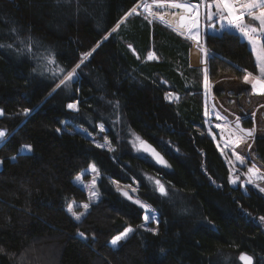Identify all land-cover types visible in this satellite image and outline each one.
Returning a JSON list of instances; mask_svg holds the SVG:
<instances>
[{
  "label": "trees",
  "instance_id": "trees-1",
  "mask_svg": "<svg viewBox=\"0 0 264 264\" xmlns=\"http://www.w3.org/2000/svg\"><path fill=\"white\" fill-rule=\"evenodd\" d=\"M129 4L0 0V130L7 134L0 143V264H242L241 254L264 264V194L230 183L205 125V71L190 66L191 41L140 13L113 31ZM203 35L212 54L208 82L221 73L257 74L238 34ZM196 54L190 50L191 60ZM44 55L63 75L46 70ZM77 64L73 79L60 84ZM63 123L91 134L102 124L113 150ZM133 135L168 167L139 155ZM253 154L264 166V135ZM90 164L101 174L100 198L76 221L67 207L85 202L86 193L73 180ZM112 180L138 183L139 198L158 214L157 234L138 226L142 208ZM127 227L135 231L113 248L110 240Z\"/></svg>",
  "mask_w": 264,
  "mask_h": 264
},
{
  "label": "snow or ice",
  "instance_id": "snow-or-ice-1",
  "mask_svg": "<svg viewBox=\"0 0 264 264\" xmlns=\"http://www.w3.org/2000/svg\"><path fill=\"white\" fill-rule=\"evenodd\" d=\"M203 4L205 8V15L208 21H212L214 18H218L221 23V29L224 27H228L230 29L238 32L243 38H245L248 44L251 47V51L256 59V67L258 69V74H253L252 72H247L243 77V82L245 84L251 85L252 92L254 94H264V0H201V3H179L176 0H153V4H147L146 2L143 4L144 10L153 17H158L161 21H164V15L153 11V6L157 9L163 8H171V9H183L185 15L179 17L180 23L175 30L179 31L181 35L184 34V30H186L189 34V38L196 40L199 43V11L198 9ZM141 7L138 4L136 7H133L127 15H132L137 12V8ZM245 17L249 20L258 22V26H254L253 24H249L245 22ZM213 26V25H209ZM119 27V24H117ZM115 31V29H113ZM2 46V45H0ZM11 47V45H9ZM95 51V49H93ZM91 55V52L85 53L82 56L81 63L84 62L88 56ZM149 59H154V55L150 54ZM49 62H54L49 58ZM80 67V64H77L75 68H73L63 80L60 81V84H66L68 81H71L76 74V69ZM204 86L205 89L209 88L208 85V77L207 70L205 69V77H204ZM58 85L57 87H59ZM171 94L166 97L170 98ZM69 109H76L77 105L70 103L67 105ZM29 109H24V115H28ZM207 115V112L205 113ZM2 115V112H0ZM253 113V117H254ZM217 119H222L219 113H216ZM216 127L221 128L223 131L222 125H217ZM101 131L104 130V126L100 125ZM59 132L60 129H57ZM255 128L245 129L241 127L240 118L237 117L234 123V129L232 130V136L234 139L230 142L231 145L238 146L241 142H247L249 139L254 138ZM6 132L4 130H0V140H4L6 138ZM136 142L139 144L138 150H143L144 152L150 153L158 162L166 163L163 160V157L157 152L151 145L147 144L144 140H142L139 136H135L134 147L137 146ZM219 147V145H217ZM229 144L226 143V147ZM96 147L102 148L104 145L97 144ZM110 151L112 149H109ZM22 151H31V145H25ZM233 156H235L236 160L241 163L245 162V157L240 155L239 153L233 151ZM14 158V157H13ZM91 171L99 176V172L96 169L95 165L91 166ZM259 169L253 165L248 169V173L252 176L259 175ZM264 178V177H262ZM238 179V178H237ZM77 182L82 183V176L76 177ZM231 183L235 184L236 179L231 180ZM248 183H253L251 179H249ZM155 184L157 186V190L163 196H167V190L165 186L159 181L156 180ZM96 178L94 177L91 185H86L85 187L88 189V197L89 201H95L98 199V191L95 187ZM259 187V186H258ZM118 190H120L118 188ZM259 190L264 192V187H260ZM133 191H135L133 189ZM125 196H128L129 199H132L131 196L128 195V192H124ZM134 203L138 204L141 208L146 210V214L144 216L145 222L155 219V216L151 215L148 211V205L142 203L139 199L135 200ZM82 208L84 211L78 212L74 209ZM90 207V203H82L80 205H76L75 202L71 203L67 207V211L72 215V217L80 221L81 218L87 214V211ZM261 221H264V217H260ZM135 230L131 227L126 228L122 233L117 235L111 240V244L116 246L119 241L128 238L130 233H133ZM145 231L152 232L153 234H157V229L155 228H145ZM82 238H86L83 232L79 233ZM240 260L243 264H253V258L248 256L247 254H241Z\"/></svg>",
  "mask_w": 264,
  "mask_h": 264
},
{
  "label": "rangeland",
  "instance_id": "rangeland-1",
  "mask_svg": "<svg viewBox=\"0 0 264 264\" xmlns=\"http://www.w3.org/2000/svg\"><path fill=\"white\" fill-rule=\"evenodd\" d=\"M145 2L147 4H153V0H130V4H129L130 7L127 9V12H124L123 11V13H121V15L119 17L118 24L120 22H122L124 20V18H126L127 16H129V15H127V13H129L130 10L133 7H136L138 4H140L141 7L137 8V12L136 13H133V14L140 13V14L144 15L145 17H147L149 20H151V21H157V22H159V23H161V24H163V25H165V26L173 29L174 31H176L177 33L180 34L179 31L175 30L177 27L174 26V25H172L173 18L171 19L172 23H170V22L166 21V19L168 18V16H164V18H165L164 21H161L158 17H153V16L149 15L143 9L144 8L143 7V4ZM182 3H197V2H182ZM198 3H201V0H199ZM198 11H199V43H197L196 40L190 39L189 38V34H188L187 31L186 32L184 31V34L182 36H184L185 38H187L188 40L191 41V47L189 49V55H190V50L191 49L197 50V54L195 55V57L192 60H190L191 58H189L190 63H194V61L197 59L198 54L200 53V61H201V63H203V64L204 63L205 64L207 63V66L204 67L202 65V66H198V67H202L203 70L205 71V69H207V67L209 66V63H210V60H211V58H209V60H208V57L209 56H212V54L210 52L209 47H207L206 44H205V42H204V35H203L204 32L208 33L209 35H210V33L211 34H214V35H217V34H220L223 30H226V31H230V32H234V33L238 34L241 37V39L243 37L238 32H236L235 30L230 29L228 27H224L223 29H221V23H222V21H220L218 18H214L212 21H208L206 19L205 8H204L203 4H201V7L198 9ZM245 22L246 23H249V24H253L254 26H258V22L251 21L247 17H245ZM209 25H213V26H209ZM116 28H117V26H115L114 29H116ZM243 40H246V39L243 38ZM253 56H254V54H253ZM49 58H51L49 55H44V56H42V59H41V62L43 64L45 63L44 66H47V68L45 67L46 70L50 71V73H52L53 75H63L62 74V70H60L59 68H56L54 66L53 62H51V63L49 62ZM254 58H255V56H254ZM51 60H52V58H51ZM225 74L233 76L230 73H225ZM257 74H258V72H257ZM66 75L67 74H65L62 77V80L64 79V77ZM233 77H235V76H233ZM238 80H240V82H243V78L242 79H238ZM213 82L214 81L208 82V83L211 85V83H213ZM249 86H250V88H247V89H243V90L235 89V90H229L228 92H226L225 89H223V88H218V90H214L211 93H209L208 96H211V97L212 96H215L217 98V96H222V95H225L227 93L230 96V100L234 101V99H235L234 97L236 95L237 96H240L241 94H244L246 96L247 100H248V96H249L250 92H252L251 85H249ZM208 101L209 100H207V96L205 94V86H204V104H205V110H204V112L205 113L207 112V115L205 114V125H206L207 132H208L209 136L214 140L216 146L219 145V147L217 146V149L219 150V152L221 153V155L226 160V163H227L228 168H229L230 183H231V180L236 179V183L235 184L239 183L241 185H249V186H252V187L256 188L257 190H259L260 187H264V178H262V177H264V166L255 158V156L253 154V148H254V140H255V138L249 139V140H247V142H241V143H239L238 146L231 145L230 142L233 139L229 140L227 136L225 138L223 136L222 132L220 130H218L220 128L214 126V123H219V121L217 120L216 116L213 119H210L211 117H209L207 119V117L209 115H212V113L214 111L212 104L208 106ZM207 106H208V108H207ZM247 121H249V124H248L249 127L253 125L252 119H249V118H245V120L243 119L242 121H240V124H242L243 127H246L247 128V124H245V123H248ZM100 125H102V124H98V126H97V132L95 134H91L88 131H86L83 127L76 126V125H70V124H67V123H63L64 129L68 130L69 132L81 133L86 138H88L89 140H91L95 145L101 144V145H104V147H102L103 149H105L107 151H110L109 149H112L113 150L112 146L110 145L109 140L106 137V131H107V129L104 127V130L101 131ZM215 125H217V124H215ZM257 127L259 129L258 135L260 136V134H264V124L260 123V125L257 126ZM232 130L233 129H230L228 132H230V131L232 132ZM135 136L136 135H133L132 136V145H134ZM1 142H2V140H0V143ZM226 143L229 144L228 147H226ZM136 145L137 146H135V147L133 146V148H134V150L139 155L149 157L157 165H160V166L165 167V168L168 167L167 163H160V162H158L150 153L144 152L143 150H138V148H139L138 142H136ZM233 151H235V152L239 153L240 155L244 156L245 157V162L244 163H241L240 161L236 160L235 156L232 155ZM92 165L93 164H90L87 168L83 169L77 175V176H82V183L81 182H77V180H76V177L77 176L73 180V182L76 185H78L86 193V201L85 202H75V201H73V202H75L76 205H80L82 203H90V205H91L93 203H96L99 200V198H100V194H99V191H98V182L100 180L101 174L99 173V176L97 177L96 174L91 171V166ZM253 165H255V167L260 170L259 171V175L252 176L250 173H248V169L250 167H252ZM94 177L96 178V185H95V187H96V189L98 191V199L95 200V201H91L90 202L89 201V197H88V189L85 186L86 185L90 186L91 185V182H92V180H93ZM249 179H251L253 181V183H248ZM151 181H152L153 186L154 187H157L156 184H155V181L156 180L155 179L154 180L151 179ZM112 184H113L114 188L120 193V195L124 199H126V200H128V201H130L132 203H134L135 200L139 199L142 203L148 205L141 198H139V196L137 194V190H138V186L139 185H138V183L136 181H133V182L127 183V184H123V183H119V182H117L115 180H112ZM235 184L231 183V185H235ZM118 188L120 190H118ZM133 189L135 191H133ZM124 192H128V195L131 196L132 199H129L128 196H125L124 195ZM262 193L264 194V192H262ZM73 202H71V203H73ZM134 204H136V203H134ZM136 205H138V204H136ZM74 210H76L78 212L84 211L82 208H78V207L76 209H74ZM142 211H143L142 222L138 226L140 228L144 229V230H145V228H155V229H158V221H159V219H158V214L154 211V209L150 205H148V211L151 213V215L155 216V219L154 220H151L150 219L147 222H145V220H144V216L146 214V210L142 208ZM69 215L72 217V215L70 213H69ZM131 228H133L135 230V227H131ZM119 234H117V235H119ZM131 234L132 233H130L129 236ZM117 235H115L114 237H116ZM126 239L119 241L116 246H113L110 243L111 240H110L109 244L113 248H117ZM241 263H242V261H241Z\"/></svg>",
  "mask_w": 264,
  "mask_h": 264
},
{
  "label": "crops",
  "instance_id": "crops-1",
  "mask_svg": "<svg viewBox=\"0 0 264 264\" xmlns=\"http://www.w3.org/2000/svg\"><path fill=\"white\" fill-rule=\"evenodd\" d=\"M244 41L247 43L246 40ZM189 58H190V55H189ZM209 58H211V56L208 57V60ZM190 60H189V63H190ZM202 65L206 67L207 63L206 64L201 63L200 53H199L197 56V59L194 61V63H190V66L198 67ZM208 85H209V88L205 89V94L207 96V100H209L208 106L212 104L214 111L212 115H209L207 117V119L209 117H211L210 119L215 118L216 113L220 114L222 119H217L219 123H214V126H217L218 124L223 126V131L221 130V128L218 129L222 132L223 136L225 138L227 136L229 140L234 139V137L232 136V132L231 131L228 132V131L230 129H234V123L237 117L240 118V121H242L243 119L245 120V118L252 119L253 121L252 126L250 127L247 126V128L243 127L242 124L241 126L245 129L255 128L254 138L259 136L258 135L259 129L257 126H259L260 123L264 124V94L260 95V94H254L250 92L248 96V100L244 94H241L240 96L236 95L234 97L235 98L234 101L230 100V96L227 93L222 96H217V98L215 96H212V97L208 96L209 93H211L214 90H218V88H223L225 89L226 92H228L229 90H235V89L243 90V89L250 88L248 84H245L244 82H240V80H238L237 78L231 75H227L225 73L220 74L219 77L213 83H211V85L209 83ZM253 113L255 114L254 117H253ZM263 135L264 134H260V136H263Z\"/></svg>",
  "mask_w": 264,
  "mask_h": 264
},
{
  "label": "bare ground",
  "instance_id": "bare-ground-1",
  "mask_svg": "<svg viewBox=\"0 0 264 264\" xmlns=\"http://www.w3.org/2000/svg\"><path fill=\"white\" fill-rule=\"evenodd\" d=\"M179 3H182V2H179ZM153 8H154L153 11L158 12V13L164 15V16H168L166 21H168L170 23H172V21H173L172 25H174L176 27L180 23L179 17L182 16V15H185L183 9H171V8L157 9L154 6H153ZM172 18H173V20L171 21ZM184 31L186 32V30H184Z\"/></svg>",
  "mask_w": 264,
  "mask_h": 264
},
{
  "label": "built area",
  "instance_id": "built-area-1",
  "mask_svg": "<svg viewBox=\"0 0 264 264\" xmlns=\"http://www.w3.org/2000/svg\"><path fill=\"white\" fill-rule=\"evenodd\" d=\"M173 27V26H172Z\"/></svg>",
  "mask_w": 264,
  "mask_h": 264
},
{
  "label": "water",
  "instance_id": "water-1",
  "mask_svg": "<svg viewBox=\"0 0 264 264\" xmlns=\"http://www.w3.org/2000/svg\"><path fill=\"white\" fill-rule=\"evenodd\" d=\"M243 263V262H242Z\"/></svg>",
  "mask_w": 264,
  "mask_h": 264
}]
</instances>
